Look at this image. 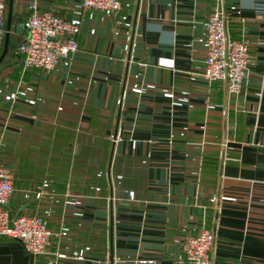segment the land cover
<instances>
[{
    "label": "crops",
    "instance_id": "crops-1",
    "mask_svg": "<svg viewBox=\"0 0 264 264\" xmlns=\"http://www.w3.org/2000/svg\"><path fill=\"white\" fill-rule=\"evenodd\" d=\"M0 164L12 214H39L42 254L0 236V264H184L213 230L211 264H264V8L255 0H37L81 17L78 49L47 72L16 52L31 0H0ZM222 9L249 43L241 94L203 77L205 24ZM33 255V257H31Z\"/></svg>",
    "mask_w": 264,
    "mask_h": 264
},
{
    "label": "built area",
    "instance_id": "built-area-1",
    "mask_svg": "<svg viewBox=\"0 0 264 264\" xmlns=\"http://www.w3.org/2000/svg\"><path fill=\"white\" fill-rule=\"evenodd\" d=\"M27 7L28 16L23 22L26 35L17 45L16 52L24 68L47 72L62 56L78 49L77 35L82 18H64L54 11L41 10L37 0H31ZM82 8L115 14L121 10L122 3L120 0H82ZM255 8H264V0H255ZM205 32L207 55L203 77L209 82H225L231 94H241L251 72L248 41L230 35L227 17L220 8L209 16ZM4 35L5 17L0 10V48ZM13 191L12 173L0 164V236L20 240L25 250L33 255L42 254L52 236H65L66 231L51 230L39 214H12L8 203ZM214 243L213 230L203 226L198 234L184 239L180 261L184 264H211Z\"/></svg>",
    "mask_w": 264,
    "mask_h": 264
},
{
    "label": "water",
    "instance_id": "water-1",
    "mask_svg": "<svg viewBox=\"0 0 264 264\" xmlns=\"http://www.w3.org/2000/svg\"><path fill=\"white\" fill-rule=\"evenodd\" d=\"M10 22H11V1H10L9 14H8L7 22H6V36H5V42H4V50H6V46H7V33L10 29ZM31 257H33V255H31Z\"/></svg>",
    "mask_w": 264,
    "mask_h": 264
}]
</instances>
